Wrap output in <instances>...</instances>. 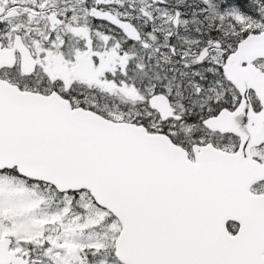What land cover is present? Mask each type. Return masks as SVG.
I'll return each instance as SVG.
<instances>
[{
    "label": "snow or ice",
    "instance_id": "obj_1",
    "mask_svg": "<svg viewBox=\"0 0 264 264\" xmlns=\"http://www.w3.org/2000/svg\"><path fill=\"white\" fill-rule=\"evenodd\" d=\"M0 264H264V0H0Z\"/></svg>",
    "mask_w": 264,
    "mask_h": 264
}]
</instances>
